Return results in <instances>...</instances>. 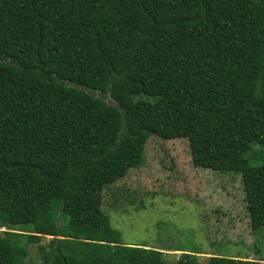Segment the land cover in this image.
I'll list each match as a JSON object with an SVG mask.
<instances>
[{"label": "trees", "instance_id": "obj_1", "mask_svg": "<svg viewBox=\"0 0 264 264\" xmlns=\"http://www.w3.org/2000/svg\"><path fill=\"white\" fill-rule=\"evenodd\" d=\"M152 138L238 175L263 239L264 0H0V264L32 244L41 264H170L122 244L104 210ZM257 244L208 264L264 263Z\"/></svg>", "mask_w": 264, "mask_h": 264}, {"label": "rangeland", "instance_id": "obj_2", "mask_svg": "<svg viewBox=\"0 0 264 264\" xmlns=\"http://www.w3.org/2000/svg\"><path fill=\"white\" fill-rule=\"evenodd\" d=\"M96 96L115 104L109 95ZM250 146L249 138L239 142L247 152ZM145 154L142 167L130 170L103 195L122 244L160 249L170 264H178L186 253L197 256V264H208L213 255L259 258L257 241L263 250L264 237L252 231L238 175L195 167L187 139L152 138ZM51 239L41 245L49 248ZM38 246H29L26 264L43 263Z\"/></svg>", "mask_w": 264, "mask_h": 264}]
</instances>
